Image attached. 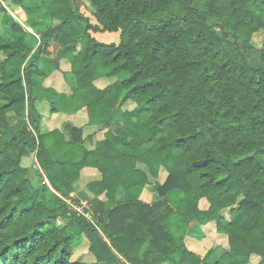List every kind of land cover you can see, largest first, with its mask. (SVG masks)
I'll return each instance as SVG.
<instances>
[{
  "label": "trees",
  "instance_id": "obj_1",
  "mask_svg": "<svg viewBox=\"0 0 264 264\" xmlns=\"http://www.w3.org/2000/svg\"><path fill=\"white\" fill-rule=\"evenodd\" d=\"M1 1L23 19L9 15L12 36H0V264H264V47L252 44L264 0H87L96 25L81 0ZM63 59L69 93L44 86ZM41 100L51 113L85 108L104 138L75 160L82 129L44 128ZM85 167L101 173L85 185L91 217L67 201L81 205ZM145 187L154 202L133 197ZM212 222L229 247L207 262L185 237ZM84 238L92 262L78 253Z\"/></svg>",
  "mask_w": 264,
  "mask_h": 264
},
{
  "label": "crops",
  "instance_id": "obj_2",
  "mask_svg": "<svg viewBox=\"0 0 264 264\" xmlns=\"http://www.w3.org/2000/svg\"><path fill=\"white\" fill-rule=\"evenodd\" d=\"M11 6L17 10V7L13 6L12 4ZM89 17L91 18V22L94 25H96L97 24L96 20L92 19V16ZM91 34L100 42H104V43L120 42V32L91 31ZM70 70H71V65L69 61L66 59L61 60L60 70L51 69L47 77L44 79V86L47 88L54 89L58 92H66V93L71 92L70 86L66 83L64 77V72ZM95 83L98 87L101 88L105 87L107 84L105 81L102 80H98ZM134 106H135L134 103L128 102L126 105L123 106V108L132 110ZM37 108L40 110V112L43 115L44 128L49 130H53L55 128L61 129L66 124H72L73 126L82 129L83 138L84 139L87 138L85 143L79 144L75 147L71 148L64 146L62 150L63 152L60 153L61 159L63 160L68 159L64 157V154L66 153V150L68 148L73 149L72 155L76 157V159L75 158L74 159L79 160L82 157L85 150H92L95 147V143L101 140L102 138H104V131L102 130V127L92 126L88 124L89 117H88V112L85 108L73 114L51 113L50 105L46 100L38 101ZM117 114H115V118L118 117ZM22 165L30 170V179L32 181L36 180V172L40 168L39 165L37 164L35 155L24 157L22 160ZM166 178H167V171L165 169H162L159 174L158 182L163 183L166 180ZM100 179H101V173L98 171V169L93 167H85L82 169L81 179L78 184V190L77 192H74L72 194L73 197L76 198L79 197V199L81 200V205H79L80 207L82 205L88 206V201L86 199V193H85L86 183ZM46 181L50 185L47 178ZM124 196H125L124 190H120L117 195V198L112 201H107L106 206L108 207L113 206L117 201L124 198ZM133 197L136 199H140L146 203H152L157 198L155 192L152 191L150 187L136 188L133 192ZM102 198H104V196H102ZM67 201L71 204L72 207H74L77 210H80L78 204H76L71 200H67ZM208 206L209 203L206 199H202L200 201L201 209H207ZM198 231L200 233V236H197L195 234ZM212 240L214 241V243L213 245H210L212 244L211 243ZM84 242H87V244H89L86 238L83 239L82 244ZM185 243L190 251L200 255L202 258H205L207 262H213L221 258L222 255L224 254V251L227 250L229 247L226 235L221 232H218L216 229V225L213 222L207 225H198L197 223L191 224V226L188 229L187 235L185 237ZM207 245H210L211 247L208 249ZM210 253H212L213 255L214 258L213 261H208L207 257L208 254ZM83 254L86 256L87 252L84 251ZM89 260H90L89 262L94 261L95 260L94 256L90 255Z\"/></svg>",
  "mask_w": 264,
  "mask_h": 264
},
{
  "label": "rangeland",
  "instance_id": "obj_3",
  "mask_svg": "<svg viewBox=\"0 0 264 264\" xmlns=\"http://www.w3.org/2000/svg\"><path fill=\"white\" fill-rule=\"evenodd\" d=\"M85 3H87V0H81L80 3H76V6L75 7H77L80 10V12H82L84 15L92 16L91 15L92 14L91 9H89L85 5ZM9 15L13 16L16 20L22 22V19L23 18L22 17H19V14H18L17 10L15 8H13L10 3L3 2V1L0 0V36L1 37H10V36H12L11 31H10V28L6 25V20H7V17ZM92 19H95V18L92 16ZM26 41H27L28 45L31 46V47H33V46H35L37 44V40L35 38H33V37H28ZM252 44L257 49H262L264 47V30H260V31H258V32H256L254 34V36L252 38ZM121 76L122 77H127L128 74L127 73H124ZM116 78L117 77L115 76V77H107V78H104V79L105 80H109L110 82H113ZM12 121H14V119ZM121 122H119V123H121ZM115 124H117V123H115ZM115 127H116V125H114V128ZM122 135H123V138H127V133L125 131L122 132ZM238 196L240 198L242 197V195L239 194V193H238ZM86 207L87 206L82 205L79 208L80 210H77V209L76 210L79 211L82 214L87 215L88 217H91L92 216L91 213L84 210ZM225 215L227 217L230 215L229 210L225 212ZM195 234L197 236H200L199 231L196 232ZM84 243H83V247H81L78 250V253H82V255H84L83 252L86 251L87 252V255L86 256L84 255V258H86V260L89 262L90 261L89 260L90 255H92V254L89 252V244H87V242H84ZM211 243L212 244H210V245H213L214 241L212 240ZM210 245H207L208 249L211 247ZM207 258H208V261H213L214 260L212 253L208 254V257ZM254 259L255 258H253V260Z\"/></svg>",
  "mask_w": 264,
  "mask_h": 264
}]
</instances>
